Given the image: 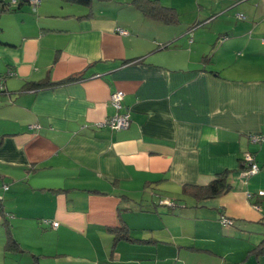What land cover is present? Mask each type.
Here are the masks:
<instances>
[{
    "label": "crops",
    "instance_id": "obj_1",
    "mask_svg": "<svg viewBox=\"0 0 264 264\" xmlns=\"http://www.w3.org/2000/svg\"><path fill=\"white\" fill-rule=\"evenodd\" d=\"M161 1L208 12L133 25L94 1L87 16L41 0L1 15L0 264H264L251 252L264 238V141L250 140L264 134V0ZM117 90L132 119L120 130L102 125ZM247 152L260 171L244 180ZM223 171V195L184 190ZM123 223L135 242L108 229ZM8 230L25 251L5 248Z\"/></svg>",
    "mask_w": 264,
    "mask_h": 264
},
{
    "label": "trees",
    "instance_id": "obj_2",
    "mask_svg": "<svg viewBox=\"0 0 264 264\" xmlns=\"http://www.w3.org/2000/svg\"><path fill=\"white\" fill-rule=\"evenodd\" d=\"M64 1L87 6L89 8L87 16H91L93 14L91 6L94 0H64ZM25 4H34V3L32 2V0H17L16 2H13L12 0H10L9 2H4V1L0 2V17L4 13L19 10ZM131 4L136 9L142 11L145 17L149 19L159 20V21L164 22L165 24H178L180 22V14L177 8L173 6L165 5L161 0H132ZM208 58H210V55H206L203 57L204 60ZM132 60L133 59H126L124 60V63H128ZM84 75L85 73H80L76 76H71V77L62 79L60 81H56V82L49 81V80L29 82L26 85V89L40 90V89H46L49 87H56L59 85L71 83L73 81H81L84 79ZM2 139H3V135L0 134V145L2 143ZM244 168H248V166L246 164H243V160H241V168L239 170V176H240L242 169ZM229 173H230L229 171L220 172L215 175L214 179L208 185H190L189 184L184 187V190L186 192L192 193L197 199L217 197V196L223 195L232 189V186L228 181ZM249 178H246V179L243 178V179L248 180ZM53 191L59 192L61 190L54 189ZM0 205H1L0 213H3L4 209H3V204H2L1 199H0ZM222 216H225L227 219L231 220V218H228L224 214ZM120 220L122 221V218ZM232 223L233 221L231 220V224ZM108 229L115 234V237H114L115 240H127L131 242L136 241L135 238L128 233V227L124 223L116 227L115 226L109 227ZM122 231H124V233H121ZM142 241L144 242V240ZM5 248L8 251H25L20 246L19 242L13 237L10 230H8L7 232V240H6ZM251 252L255 253L258 256L264 257V238L261 240L259 244H257L251 250ZM34 264H39V261L36 260Z\"/></svg>",
    "mask_w": 264,
    "mask_h": 264
},
{
    "label": "built area",
    "instance_id": "obj_3",
    "mask_svg": "<svg viewBox=\"0 0 264 264\" xmlns=\"http://www.w3.org/2000/svg\"><path fill=\"white\" fill-rule=\"evenodd\" d=\"M13 2H16L17 0H12ZM41 0H32V2L37 5L40 3ZM240 18H244V14H239ZM118 31L121 34H128V31L124 28H119ZM125 93L122 90H117L112 93L111 95V103L112 105L116 108V114L113 115L111 118H108L104 122H102V125L104 126H110L113 129L120 130V129H125L128 128L131 124V113L129 110L124 108L123 105V99H124ZM250 140L254 143H260L264 141V134H251L250 135ZM243 164H246L248 168L242 169L240 176L244 179L249 178L250 176L256 174L260 167L259 165L255 162V156L247 152L243 157ZM5 188L7 189L8 186L5 185ZM264 192L261 191L260 194H263ZM0 210H1V205H0ZM223 224H231V220L227 219L225 216L221 217ZM51 224L56 227L59 225L58 222L54 221L51 222Z\"/></svg>",
    "mask_w": 264,
    "mask_h": 264
},
{
    "label": "rangeland",
    "instance_id": "obj_4",
    "mask_svg": "<svg viewBox=\"0 0 264 264\" xmlns=\"http://www.w3.org/2000/svg\"><path fill=\"white\" fill-rule=\"evenodd\" d=\"M104 1H106V0H104ZM115 1H121V2H123V4H128L130 2L129 0H115ZM115 1H113V2H115ZM183 1H185V0H183ZM181 4H182V2H181ZM181 4H180L181 9L179 11V14H180V17H181L180 18L181 21H182V19L183 20L194 19V18H197L200 13H201V15H202V13H203V15H205V13L208 12V11L205 12L204 9H202L201 11L198 10L199 6H197V5L193 6V4L190 3L189 1L184 2L183 5H181ZM93 5L95 6V8L97 10L105 9L106 14H109L111 16H113L115 14L116 17L120 16L119 19L121 21H124V22L125 21H130L133 25H138L142 20H145L144 19L145 15L140 10H136L133 13L127 11V8H129V7H126V8H123V9L120 10V9H118L119 6H117L115 3H110L109 5H107L106 2L103 3L101 0H94ZM111 7L113 9H110ZM119 10H120L121 14H119L120 13ZM116 11H117V13H116ZM237 13H238V9L233 8V9L228 10L225 13V16L229 17L233 21H236L237 20V15H238ZM202 18H204V17H202ZM218 18H219V16H218ZM145 28H147V27H145ZM202 30H206V29H202ZM220 222L223 225L221 219H220ZM229 225H231V224H227V225H223V226H229ZM1 235L2 234H0V238H1ZM0 242H1V239H0ZM0 254H3L2 247H0Z\"/></svg>",
    "mask_w": 264,
    "mask_h": 264
}]
</instances>
